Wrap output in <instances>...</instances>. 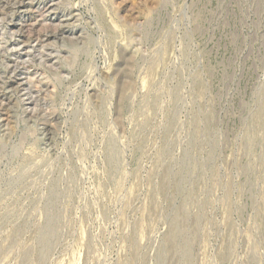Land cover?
<instances>
[{
  "label": "rangeland",
  "instance_id": "obj_1",
  "mask_svg": "<svg viewBox=\"0 0 264 264\" xmlns=\"http://www.w3.org/2000/svg\"><path fill=\"white\" fill-rule=\"evenodd\" d=\"M0 264H264V0H0Z\"/></svg>",
  "mask_w": 264,
  "mask_h": 264
}]
</instances>
